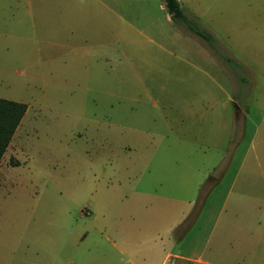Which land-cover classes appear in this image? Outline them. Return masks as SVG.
<instances>
[{"label": "rangeland", "instance_id": "1", "mask_svg": "<svg viewBox=\"0 0 264 264\" xmlns=\"http://www.w3.org/2000/svg\"><path fill=\"white\" fill-rule=\"evenodd\" d=\"M0 0V264H264V0Z\"/></svg>", "mask_w": 264, "mask_h": 264}, {"label": "trees", "instance_id": "2", "mask_svg": "<svg viewBox=\"0 0 264 264\" xmlns=\"http://www.w3.org/2000/svg\"><path fill=\"white\" fill-rule=\"evenodd\" d=\"M163 3L172 21L183 25L190 33L206 42L214 50L211 45V42H213L211 35L184 14L177 0H163ZM25 112L26 105L0 99V161Z\"/></svg>", "mask_w": 264, "mask_h": 264}, {"label": "crops", "instance_id": "3", "mask_svg": "<svg viewBox=\"0 0 264 264\" xmlns=\"http://www.w3.org/2000/svg\"><path fill=\"white\" fill-rule=\"evenodd\" d=\"M36 1H41V0H36Z\"/></svg>", "mask_w": 264, "mask_h": 264}]
</instances>
